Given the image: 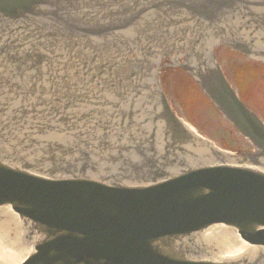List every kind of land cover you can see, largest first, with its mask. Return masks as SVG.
Wrapping results in <instances>:
<instances>
[{
	"label": "water",
	"instance_id": "1",
	"mask_svg": "<svg viewBox=\"0 0 264 264\" xmlns=\"http://www.w3.org/2000/svg\"><path fill=\"white\" fill-rule=\"evenodd\" d=\"M244 1L254 12L249 25L264 26V0ZM80 8L77 0H0V49L19 46L6 31L22 22L65 23L70 30L62 39L74 30L101 33L96 13ZM181 41L193 57L204 51L198 56L205 58L216 38L185 34ZM145 52L153 63L169 54L162 47ZM176 61L188 71L204 67L192 75L264 157V125L236 98L215 61ZM110 62L105 56L99 64L105 75H112ZM21 94L15 82L0 79V128L11 122L12 135L29 151L26 138L34 141L41 130L33 128L43 120L23 109ZM156 117L168 118L167 125H153L165 126L166 140L123 150L70 148L52 136L42 156H31L0 134V263L23 256L18 264H264V173L225 163L214 149L207 150L213 162L184 156L179 151L192 154L189 146L197 143L167 108Z\"/></svg>",
	"mask_w": 264,
	"mask_h": 264
},
{
	"label": "rangeland",
	"instance_id": "2",
	"mask_svg": "<svg viewBox=\"0 0 264 264\" xmlns=\"http://www.w3.org/2000/svg\"><path fill=\"white\" fill-rule=\"evenodd\" d=\"M258 87V91L260 93L264 91V85ZM259 98L256 108L261 109L264 112V105L261 101H259ZM205 106L206 104L201 101L196 100L195 102H193L190 109V114H188L189 118L192 122H196L195 124L197 125V127L203 130V132L206 133L205 135H207L208 137H213L215 141L221 140V138L225 137V132H222L219 126L212 120L211 114L207 112L209 107L207 108V106ZM261 106H263V109L261 108Z\"/></svg>",
	"mask_w": 264,
	"mask_h": 264
}]
</instances>
